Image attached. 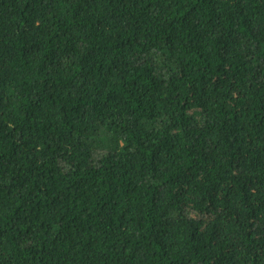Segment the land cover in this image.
Instances as JSON below:
<instances>
[{"label": "trees", "instance_id": "1", "mask_svg": "<svg viewBox=\"0 0 264 264\" xmlns=\"http://www.w3.org/2000/svg\"><path fill=\"white\" fill-rule=\"evenodd\" d=\"M0 264H264V0H0Z\"/></svg>", "mask_w": 264, "mask_h": 264}]
</instances>
